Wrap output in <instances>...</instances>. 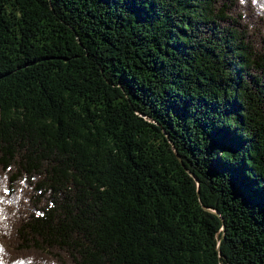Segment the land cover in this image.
Instances as JSON below:
<instances>
[{"label":"trees","instance_id":"trees-1","mask_svg":"<svg viewBox=\"0 0 264 264\" xmlns=\"http://www.w3.org/2000/svg\"><path fill=\"white\" fill-rule=\"evenodd\" d=\"M0 264H264V0H0Z\"/></svg>","mask_w":264,"mask_h":264},{"label":"water","instance_id":"water-1","mask_svg":"<svg viewBox=\"0 0 264 264\" xmlns=\"http://www.w3.org/2000/svg\"><path fill=\"white\" fill-rule=\"evenodd\" d=\"M190 175H191L194 179H196V178L193 176V174L190 173Z\"/></svg>","mask_w":264,"mask_h":264}]
</instances>
